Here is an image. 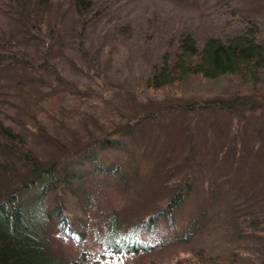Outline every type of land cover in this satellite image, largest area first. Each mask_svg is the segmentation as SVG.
<instances>
[{
    "label": "rangeland",
    "instance_id": "rangeland-1",
    "mask_svg": "<svg viewBox=\"0 0 264 264\" xmlns=\"http://www.w3.org/2000/svg\"><path fill=\"white\" fill-rule=\"evenodd\" d=\"M29 1L0 0V53L32 66L0 73V118L43 165L132 124L121 150L99 156L101 169L81 171L65 205L72 231L40 224L45 251L61 263L84 254L85 264H207L227 253L239 264H264V71L251 84L231 75L187 76L158 91L145 83L183 33L201 47L240 34L251 20L264 46V0H96L101 16L83 32L70 0H59L46 41L27 28L35 27ZM46 59L61 79L40 67ZM236 98L232 111L212 104ZM28 179L29 167L0 147V191ZM186 182L181 206L150 226ZM52 207L45 198V214ZM111 219L123 242L136 237L146 250L113 253ZM139 221L149 229L137 230Z\"/></svg>",
    "mask_w": 264,
    "mask_h": 264
},
{
    "label": "trees",
    "instance_id": "trees-1",
    "mask_svg": "<svg viewBox=\"0 0 264 264\" xmlns=\"http://www.w3.org/2000/svg\"><path fill=\"white\" fill-rule=\"evenodd\" d=\"M28 6V21L34 20L35 36L41 40L53 38V33L43 31L48 25L49 14L52 8L59 6V0H30ZM69 12L73 13L76 23L83 32L85 28L101 16L96 0H70ZM44 32V33H43ZM259 29L251 20H246L244 29L238 35L228 37L224 41L207 39L201 47L189 34H181L176 41V52L172 58L162 55L160 63L151 68L146 76V88L149 90H163L181 83L187 76L198 75L207 80H216L225 75L237 77L242 83L255 82L264 71V46L257 40ZM11 46V42H6ZM9 60H11L9 62ZM29 63L17 59L15 55L8 58L0 53V73L8 68L9 64ZM45 70L61 79L60 69L46 59L41 65ZM239 99L231 101H214L212 104L220 109L232 111ZM7 117L12 109L7 107ZM132 124L127 122L114 131L102 137L89 141L78 150L71 153L66 161L43 165L35 154L28 149L21 132L13 125L0 118V147L12 155H16L29 167V179L17 187L0 191V264H85V255L81 254L78 260L61 263L51 257L40 232V224L55 223L61 230L72 231L66 214L67 200L73 197L75 184L82 178V172L88 170L91 164L100 168L99 156L105 151L121 150L122 137L131 131ZM118 136V137H117ZM114 137V138H113ZM97 162V163H96ZM118 167V166H116ZM116 167L109 170H116ZM101 169V168H100ZM107 171V170H106ZM176 191L162 211L150 216V226L155 224L158 217L162 218L163 210L169 212L177 210L184 200V191H188L191 184L186 182ZM51 197L52 209L48 214L43 211L45 198ZM157 218V219H158ZM112 220V219H111ZM113 221V220H112ZM112 242L106 245L116 254H138L146 250L136 237L126 243L118 237L119 231L112 223ZM137 230H148L147 221H139ZM68 233V232H67ZM118 233V234H117ZM117 235V236H116ZM133 237V236H132ZM120 254V255H121ZM153 264V263H148ZM174 264H190L187 259L178 260ZM207 264H239L236 258L226 255H216L208 260Z\"/></svg>",
    "mask_w": 264,
    "mask_h": 264
},
{
    "label": "bare ground",
    "instance_id": "bare-ground-1",
    "mask_svg": "<svg viewBox=\"0 0 264 264\" xmlns=\"http://www.w3.org/2000/svg\"><path fill=\"white\" fill-rule=\"evenodd\" d=\"M143 231H146V230H143Z\"/></svg>",
    "mask_w": 264,
    "mask_h": 264
}]
</instances>
